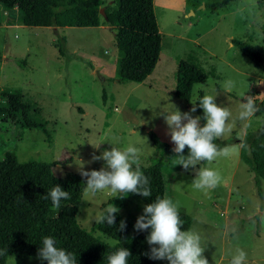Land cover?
Instances as JSON below:
<instances>
[{
  "label": "rangeland",
  "instance_id": "obj_1",
  "mask_svg": "<svg viewBox=\"0 0 264 264\" xmlns=\"http://www.w3.org/2000/svg\"><path fill=\"white\" fill-rule=\"evenodd\" d=\"M214 1L153 0L162 33V50L150 78L156 87L151 88L146 83L133 88L134 82L111 80L118 73L117 49L113 32L106 24L60 29L28 27L21 24L16 9L0 6V89L19 90L23 100L31 104L33 117L45 122L50 134L48 137L36 128L0 124V158L5 150H13L19 161L57 162L54 166L57 176H71L81 183L76 205L78 223L113 244L116 240L96 229L94 222L111 196L98 194L88 202L83 201L85 180L77 166L80 161L86 162L85 170H99L103 166L102 160H91L93 154L99 155L111 147L108 142L102 143L100 149L91 146L102 138L107 137L118 148L131 144L141 149V165L154 160L162 162L165 196L177 201L179 211L192 217L189 229L199 232L206 242L203 255L209 264H229L228 254L237 248L247 253V264H264V180L260 195L254 174L240 159V148L230 157L213 162L211 167L221 173L222 181L205 193L192 187L195 172L174 165L175 157L167 158L148 133L153 131L173 149L163 117L154 115L150 108L159 101L161 108H170L172 103L181 112H187L200 93L202 96L217 93V104L228 108L233 117L239 111L240 93L251 95L261 110L247 122V131L264 122L261 104L264 73L231 42L233 38L244 40L264 57V0H234L210 10L207 4ZM103 2L115 4V0ZM103 20L101 17L102 23ZM59 36L66 38L65 57L59 55L56 47ZM182 59L198 63L209 74L205 84L193 86L188 103L174 94L178 63ZM103 72L113 78H103ZM227 80L235 81L236 89L223 91ZM126 106L135 113L136 120L123 117ZM191 114L197 116L196 112ZM243 123L238 122L231 135L220 141L238 147L242 141L237 137ZM205 166L206 163L199 167ZM179 182L183 184L177 189ZM114 205L119 208L117 214L131 225L130 233H135L133 225L143 214L144 204L130 198ZM12 257L15 264L44 261L35 255ZM155 261L167 264L166 260Z\"/></svg>",
  "mask_w": 264,
  "mask_h": 264
},
{
  "label": "trees",
  "instance_id": "obj_2",
  "mask_svg": "<svg viewBox=\"0 0 264 264\" xmlns=\"http://www.w3.org/2000/svg\"><path fill=\"white\" fill-rule=\"evenodd\" d=\"M234 0H216L208 3L210 10L229 4ZM6 10L16 9L21 24L28 27H93L107 25L111 28L117 49L118 81L142 82L152 73L162 50V33L158 28L153 0H115V4H105L103 0H0ZM104 7L106 18L101 15ZM101 17L104 19L101 22ZM60 56L65 57L64 36L56 40ZM232 44L245 55L256 68L264 73V57L250 43L233 38ZM215 74V72H212ZM208 72L192 60H180L174 94L189 102L195 84H205ZM106 92L103 91V100ZM202 96V93L199 94ZM264 104V99L261 101ZM0 124L36 128L50 137L46 123L33 117L31 104L19 90L0 89ZM196 114L202 116L198 107ZM203 124V120H201ZM153 144L166 155L174 158L172 147L149 131ZM221 147L227 141H216ZM246 147L240 148V159L254 174V184L262 195L264 180V122L257 129L247 131L242 141ZM57 162L38 160L19 161L13 150H5L0 158V264H7L9 256H37V250L44 236H52L57 246L77 256V264H107L106 257L116 248H127L131 256L128 264H156L144 253L149 251L145 240L147 232L130 233L131 225L119 214H115V225L95 224L96 229L116 240L115 247L83 228L76 219V205L81 192V183L71 176L59 177L54 172ZM141 170L149 179L152 196L144 198L129 193L125 198L114 197L107 203H122L135 199L142 204L151 202L157 196L165 197L163 164L154 160L149 165H141ZM56 184L70 194L61 201L57 211L50 199H44ZM183 228L189 229L192 217L179 211ZM126 228L119 230L121 221ZM123 242V243H121ZM41 264H47L43 261Z\"/></svg>",
  "mask_w": 264,
  "mask_h": 264
},
{
  "label": "clouds",
  "instance_id": "obj_3",
  "mask_svg": "<svg viewBox=\"0 0 264 264\" xmlns=\"http://www.w3.org/2000/svg\"><path fill=\"white\" fill-rule=\"evenodd\" d=\"M236 82L227 80L223 84V91L231 92L236 89ZM216 94L197 96L191 101L192 107L187 112H181L174 104L170 108H161L159 101L150 108L163 117L167 125L168 135L174 144L172 152L175 164L182 166L187 171L191 168L195 176L191 182L194 190L210 192L217 188L221 181V173L211 167L213 162L220 158H228L238 152L239 148L246 145L241 142L238 147H221L216 141L222 140L225 135L238 127V122H245L241 127L238 140L243 141L247 134L248 121L261 110L251 95L240 93L239 111L233 117L231 111L217 104ZM198 107L203 110L202 116H193ZM156 109H159L157 112ZM203 120V124H201ZM231 121V122H230ZM146 121L141 120V123ZM108 142L111 147L104 149L99 155L93 154L91 160H102L103 166L99 169L85 170L84 161L77 166L80 175L84 178L83 201L95 198L98 194L107 193L114 197L125 198L129 193L138 194L144 198L152 196L149 179L141 170V149L128 145L125 148L113 146L107 137L91 144L94 149H100L102 143ZM185 149L187 154L185 155ZM205 167H199L205 164ZM183 182L176 184L177 189ZM70 198L68 191L56 184L44 196L50 199L52 207L57 211L61 201ZM180 205L177 201L165 196H157L143 206V214L136 218L133 228L137 232H147L145 237L149 251L144 253L152 260H166L167 264H209L203 255L206 242L202 240L199 232L184 229L179 213ZM119 208L110 203L95 216L94 222L112 227L115 225V214ZM119 230L126 228V222L121 221ZM113 242L111 247H115ZM229 264H247V253L237 248L234 253H229ZM131 256L127 248L119 247L109 252L107 264H128ZM37 258L47 261V264H77V256L64 248L57 246V241L52 236H44L37 250ZM10 264H15L10 257Z\"/></svg>",
  "mask_w": 264,
  "mask_h": 264
},
{
  "label": "crops",
  "instance_id": "obj_4",
  "mask_svg": "<svg viewBox=\"0 0 264 264\" xmlns=\"http://www.w3.org/2000/svg\"><path fill=\"white\" fill-rule=\"evenodd\" d=\"M8 27H14V28H16L17 26H19V24H6ZM233 45V44H232ZM236 47V46H235ZM160 60V59H159ZM159 60H158V62H157V64L159 63ZM157 64H156V66H157ZM156 68V67H155ZM155 68H154V70L152 71V73L155 71ZM152 73L150 74V75H148L142 82H140V83H136L135 85L136 86H133V88H135V87H141L142 85H144L145 83L149 86V88H151V87H154V85H155V87H156V84H154V83H152L151 82V80H150V78H151V75H152ZM102 75V74H101ZM102 77L104 78V77H106V78H113V77H109L106 73H104L103 72V75H102ZM113 82H115V83H117V81H118V79L117 78H114V79H111ZM118 82H120V81H118ZM148 89V88H147ZM175 90V89H174ZM110 96L111 95H109V98H110ZM123 114V117L124 118H127V119H133V120H136V118H137V116H135V113H133L132 112V110L130 109V108H128L127 106L124 108V113H122ZM137 121L139 122V120L137 119Z\"/></svg>",
  "mask_w": 264,
  "mask_h": 264
},
{
  "label": "water",
  "instance_id": "obj_5",
  "mask_svg": "<svg viewBox=\"0 0 264 264\" xmlns=\"http://www.w3.org/2000/svg\"><path fill=\"white\" fill-rule=\"evenodd\" d=\"M100 13H101L102 16H104V18H106V15H105V12H104V7H102L100 9Z\"/></svg>",
  "mask_w": 264,
  "mask_h": 264
}]
</instances>
